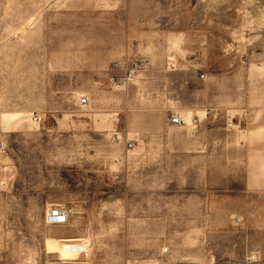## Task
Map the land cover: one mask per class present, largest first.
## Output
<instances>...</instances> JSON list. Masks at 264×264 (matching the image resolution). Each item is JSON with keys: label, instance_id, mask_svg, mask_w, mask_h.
Returning <instances> with one entry per match:
<instances>
[{"label": "rangeland", "instance_id": "1", "mask_svg": "<svg viewBox=\"0 0 264 264\" xmlns=\"http://www.w3.org/2000/svg\"><path fill=\"white\" fill-rule=\"evenodd\" d=\"M70 4L0 0V155L15 164L0 194V264H264V162L241 133L246 112H229L210 137L218 145L204 151L190 121L155 133L131 120L143 111L151 122L141 62L119 82L129 83L120 96H70L88 84L59 80L44 65ZM200 8L222 12L223 74L264 57V0H203ZM49 39L50 50H39ZM28 54L41 64L23 65ZM223 139L239 155L224 159ZM54 200L80 234L63 242L85 247L73 260H63V242L56 259L37 255Z\"/></svg>", "mask_w": 264, "mask_h": 264}, {"label": "crops", "instance_id": "2", "mask_svg": "<svg viewBox=\"0 0 264 264\" xmlns=\"http://www.w3.org/2000/svg\"><path fill=\"white\" fill-rule=\"evenodd\" d=\"M62 1L72 3L61 12L59 26L55 28L56 34L63 35L62 41L54 43L49 39L48 43H39V50L41 47L50 50L54 43V54L49 55L44 65L52 66L59 80L88 84L86 90L74 86L70 96L79 92L87 97L120 96L129 90L125 87L129 83L119 82L141 62L136 73L148 79L144 90L150 93L148 106L152 114L149 122L147 112L137 111L138 116L134 113L131 120H141L138 121L144 123L141 129L159 133L171 126L169 115L178 113L184 123L191 122L186 126L197 129L198 147L205 151L207 144L218 145L217 139L210 137L222 129L221 121L226 120L229 112L245 111L247 130L241 133L246 135L244 141L248 139L246 146L254 159L264 162V57L242 58L241 68L223 74L219 68L221 57L216 56V52L221 55L226 34L221 11L201 9L203 0ZM228 27L230 36L238 32L232 33L234 26ZM27 58L25 61L23 57V65L41 64L32 55ZM233 64L239 65L237 58ZM117 114L111 115V122H116ZM213 115H219L218 120ZM194 121L197 123L192 124ZM138 122H133L134 128H138ZM223 140L224 159L239 155L227 147V139ZM14 168L9 155H0V194L2 189H8L3 182ZM56 206L60 204L54 200L44 209V221L45 215ZM44 224L47 230L39 257L56 259L58 251L48 246L58 247L63 240L80 237L79 230L69 223ZM67 242L70 241L63 243Z\"/></svg>", "mask_w": 264, "mask_h": 264}, {"label": "built area", "instance_id": "3", "mask_svg": "<svg viewBox=\"0 0 264 264\" xmlns=\"http://www.w3.org/2000/svg\"><path fill=\"white\" fill-rule=\"evenodd\" d=\"M131 78H132V76H131ZM128 81H130L129 77H128ZM81 103L82 104H87V99L83 98ZM235 116H237V115H235ZM241 117L242 118L247 117V114L246 113H242L240 118ZM34 120H35V122L36 121L40 122L41 118L36 117ZM168 122L171 125H177V126L184 124V122L182 121L181 117L179 115H177V114L169 115ZM196 122L197 121H194V123H196ZM68 216H69L68 212H66L63 208L55 207V208L51 209L50 212L46 215V223L50 224V225H62V224H65L67 222Z\"/></svg>", "mask_w": 264, "mask_h": 264}, {"label": "bare ground", "instance_id": "4", "mask_svg": "<svg viewBox=\"0 0 264 264\" xmlns=\"http://www.w3.org/2000/svg\"><path fill=\"white\" fill-rule=\"evenodd\" d=\"M50 250H57L56 247L54 246H48ZM85 247L77 246L74 244H71L70 242L65 243V245L62 246L60 250V254L63 258V260L68 261V260H73L75 256H77L81 251L84 250Z\"/></svg>", "mask_w": 264, "mask_h": 264}]
</instances>
